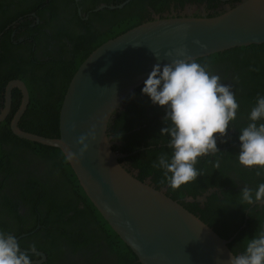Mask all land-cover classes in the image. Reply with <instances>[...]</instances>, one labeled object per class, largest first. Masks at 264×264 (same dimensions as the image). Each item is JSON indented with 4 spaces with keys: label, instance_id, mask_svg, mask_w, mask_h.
<instances>
[{
    "label": "trees",
    "instance_id": "obj_1",
    "mask_svg": "<svg viewBox=\"0 0 264 264\" xmlns=\"http://www.w3.org/2000/svg\"><path fill=\"white\" fill-rule=\"evenodd\" d=\"M123 1L19 0L14 2V0H0V108L3 106V92L6 83L11 79H21L29 93L27 108L19 122L23 130L46 137L58 136L59 108L70 78L86 56L107 39L144 21L154 19L153 13L159 14L160 17H168L163 16L162 13L170 11L171 7L177 10L186 3L206 2L207 16H213L218 14L215 8L222 3L219 0H129L121 8L104 7L94 10L100 3L116 5ZM239 1L231 0L226 3L234 4ZM58 6H60L59 9ZM78 6L81 8V14L76 11ZM8 7L11 8L8 9ZM68 7L73 10L72 18L65 19L64 22L59 11ZM32 9H38L37 16L41 20L37 28H46L50 31L47 33L46 29L39 30L34 36L35 45L43 50V55L37 54V50L32 49V42L26 39L19 42L21 30L16 32L14 37H10L15 24L24 27L33 23V20L27 17ZM45 13H47L46 16ZM194 15L199 16V12H195ZM7 26L9 28L5 29ZM31 30L32 27L29 28V31ZM39 33L49 40L59 42L58 49L49 50L48 42L45 44L40 42ZM62 39H66L70 45ZM13 40L18 43L14 44ZM15 46L16 51L13 50ZM18 48L23 49V52L19 53ZM195 60L206 65L207 71L211 74L218 75L222 83L230 85L232 91L237 87L242 89L241 95H237L238 113L249 121L248 114L256 103V97L264 95V43L236 47ZM229 69L235 71L232 83H228L226 79ZM232 85L236 86L232 87ZM142 86L130 93L124 107L114 112L107 125L108 135L111 134L110 142L116 139L123 141L120 147L113 144L112 150L126 154L119 161L129 171H137V177L140 180L144 181L150 177L153 187L159 190L165 187L167 195L177 199L194 215L199 216L221 237L227 239L236 232L228 247L233 254L242 252L247 240L264 230V205L259 207V204H255L247 211L249 204L243 200L242 189L247 187L254 193L257 186L264 183V174L259 176L256 174L258 166L248 168L239 163L236 150L239 151L240 145H232L233 142L239 141L238 133L233 138L230 136L219 138V142L224 140L226 141L224 143L231 147L222 148L215 155L198 157L195 168L200 175L178 189H172L164 171L156 166L160 155L171 156V149L168 147L169 138L159 134L161 127L164 126L162 123L164 109L152 105L148 97L141 94ZM255 92L258 94L250 98L251 93ZM20 97V91L14 88L11 112L3 121H0V168L3 170L1 165L5 164V160H8L9 166L13 164L9 157L16 151L18 157L16 161H24L25 157L36 153L49 157L58 156L64 173L74 183L72 187L75 193L85 200L88 207L86 221L93 220V223L100 227V232L97 231L92 239L88 236L84 239L86 241H88L86 238L93 241L104 240L110 250L111 264H140L134 253L111 229L87 198L60 149L22 139L12 133L9 121L11 114L18 107ZM239 120L235 119L230 124L240 129L243 124L241 125ZM235 130L238 131L237 128ZM229 151L233 154L231 155ZM10 173L12 172L8 169L7 174ZM60 181L65 185L63 180ZM22 183L24 184H17L22 196L30 201H40V203L44 200L43 210L38 209L40 215L33 220L41 221L44 226H48L55 221V216L64 214L69 209L71 199L68 197L63 200L58 199L52 192L45 190L48 186L38 178L30 177ZM4 184L7 186L13 183L5 182ZM215 185L220 189L209 193L203 203L196 200L209 187L212 188ZM0 197L4 199L3 204L0 200L3 210L0 211V231L17 236L28 230L29 228H23L24 222L20 225H13L12 218H19V214L11 206L12 201L9 194L4 191ZM186 197H192L194 200L185 201ZM245 213L246 221H244ZM68 218L69 216L66 218L69 222ZM22 220L21 218L20 221ZM244 222L245 225H243ZM19 243L22 247L26 246L21 241ZM41 243L36 245L45 246L49 258L52 259V250L48 251L46 248L49 242L44 241L45 245ZM91 263H96V260H92Z\"/></svg>",
    "mask_w": 264,
    "mask_h": 264
},
{
    "label": "water",
    "instance_id": "obj_2",
    "mask_svg": "<svg viewBox=\"0 0 264 264\" xmlns=\"http://www.w3.org/2000/svg\"><path fill=\"white\" fill-rule=\"evenodd\" d=\"M219 1L224 7L213 16H157L93 49L66 87L58 113V136L20 128L18 122L29 102L27 87L16 78L4 88L0 121L10 111L12 90L18 88L23 97L10 121L12 133L60 149L87 198L140 264H230L233 255L228 245L236 234L221 237L163 189L140 180L119 161L124 155L112 150L107 131L114 112L143 85L154 64L264 43V0ZM127 2L103 3L94 10L121 8ZM193 9L188 4L184 10ZM180 51L184 55H178ZM89 133L95 139L90 136L88 150L81 153L77 140Z\"/></svg>",
    "mask_w": 264,
    "mask_h": 264
},
{
    "label": "clouds",
    "instance_id": "obj_3",
    "mask_svg": "<svg viewBox=\"0 0 264 264\" xmlns=\"http://www.w3.org/2000/svg\"><path fill=\"white\" fill-rule=\"evenodd\" d=\"M194 43L199 44V41ZM141 94L147 96L152 105L164 109V126L159 134L169 138L171 156L160 155L156 166L164 171L169 186L178 189L200 175L195 168L198 157L219 152L217 139L227 135L230 122L236 119L239 103L230 85L222 83L218 75L211 74L206 65L191 57L154 64L143 82ZM248 120L238 136V161L248 168L258 166L256 174L259 176L264 174V95L256 97ZM90 136L95 139L92 133L78 138L81 153L88 150ZM242 197L249 205L264 202V183H260L254 193L244 187ZM33 256H40L36 245L22 251L16 236L0 231V264H34ZM230 264H264V230L249 238L242 252L231 255Z\"/></svg>",
    "mask_w": 264,
    "mask_h": 264
},
{
    "label": "flooded vegetation",
    "instance_id": "obj_4",
    "mask_svg": "<svg viewBox=\"0 0 264 264\" xmlns=\"http://www.w3.org/2000/svg\"><path fill=\"white\" fill-rule=\"evenodd\" d=\"M19 0H14V2H17ZM63 1V0H62ZM77 2H82L83 0H76ZM125 1V0H124ZM103 4V3H100ZM99 4V5H100ZM105 4V3H104ZM227 4V3H226ZM98 5V6H99ZM108 5V4H106ZM111 5V4H109ZM188 5L186 3L182 8H179L177 10L173 9L171 7L170 11H166L162 13L163 16H191L194 15L195 12H199V15L201 14H208L206 11V2L197 3V4H189L193 5L195 9L191 10L190 12H187L185 9V6ZM15 7V5H13ZM60 6H58L59 9ZM221 7H224L223 2L220 3L215 10L218 11V9H221ZM11 7H8L10 9ZM79 14H81V8L80 6L77 7L76 10ZM64 19L68 20L71 19V12H73L72 9L69 7L67 9H61L59 11ZM38 9L30 10L28 12V19L33 20V23L30 25L20 27L17 24H15L12 28V32L10 34V37H14L16 35V32H20L19 42H23L24 39L27 41L32 42L33 48L37 50V54L43 55V50L38 49L37 45H35L34 42V36L38 34L39 30H45L46 28H37V24L41 23L40 18L37 16ZM47 13H45L46 16ZM160 16L159 14H152V17ZM86 18V16H85ZM15 23V22H13ZM32 27V30L29 31V28ZM9 28L7 26L5 29ZM36 28V29H35ZM29 31V32H28ZM47 33H50L49 29H46ZM28 33V34H27ZM1 35V33H0ZM46 36L42 33H39V38H41L40 42L42 44H45L48 42V49H58L57 44L59 42L55 40H49L48 38H45ZM62 41H65L68 45L69 42L66 39H62ZM14 44H17L18 42L13 40ZM14 51H16V46L13 48ZM19 53L23 52V49L18 48ZM229 72L227 73V82L232 83L233 82V74L235 73L234 70L229 69ZM16 79V78H15ZM19 79V78H18ZM236 86V85H232ZM5 88V87H4ZM18 89V88H17ZM19 90V89H18ZM241 88L237 87L233 92L235 93L236 100L238 99L237 95H241ZM20 91V90H19ZM13 92V90H12ZM258 93H251L250 98H253ZM21 97L19 98V101L21 102V98L23 97L20 91ZM19 102V104H20ZM239 103V101L237 100ZM4 103V92H3V102ZM18 104V106H19ZM18 108V107H17ZM2 107L0 108V110ZM12 109V100H11V108L8 113L10 114ZM17 110V109H16ZM15 110V111H16ZM15 111L11 114V119L14 116ZM7 115V116H8ZM10 119V121H11ZM21 119V118H20ZM240 119L239 122L242 125V127L239 129V127H235L233 125H229L230 128L227 130V136H230V138H233L236 134H238L243 128L247 126L249 121L246 120V118L239 115L237 112L236 120ZM9 121V126H10ZM20 122V120H19ZM18 122V125H19ZM20 127V126H19ZM21 128V127H20ZM235 128L238 129V131L235 130ZM23 129V128H22ZM217 137H219V134H214ZM111 139V134L109 135ZM113 144H116L117 146H121L123 144V141L121 140H112L111 146ZM239 141L233 142L232 145H238ZM5 145V143H3ZM217 147L218 149L222 148H230L231 146L229 144L222 143L221 140L219 142V138L217 139ZM240 149V147H239ZM30 152V151H29ZM232 155L233 153L229 151ZM32 154V152H30ZM125 157V153H121ZM236 153H239L238 150H236ZM11 158L12 165H8V160H5V164L1 165L3 167L0 168V194L6 193L9 194L11 202V206L14 207V209L18 212L19 218L15 219L12 218L13 225H20L21 222H24L23 228H29L28 230L19 233L16 238H18V242L25 243V247L21 246V250H27L29 245H36L39 242H42L41 244H44V241L49 242L48 246L46 247L49 250H52V259L49 258L48 252L44 247H39L36 245L37 251L44 253L45 257L42 258L40 255L39 257H33L34 264H92V260H96V263L94 264H111V257H110V250L107 247L104 240H89L88 238L92 239L94 234H97V231L100 232V227L98 224L93 223V220H87L86 221V211L88 207L85 204V200L82 196L77 195L75 193V190L73 189L72 185H74L72 179L68 177L67 174L64 173L62 166L60 164V158L57 157H49L45 156L43 154H32L30 156L25 157L24 161H16L17 160V151L9 157ZM16 162V163H15ZM10 169L12 173L7 174V170ZM137 174V171H134ZM30 174V175H29ZM34 177L35 179L38 178L42 183L48 186V189H45L46 191H50L55 195L58 199L62 198V200L65 197H68L71 199L69 203V209L64 214H59V216H55V221L53 223L48 224V226H44L41 221L37 222L36 219L40 215V210H43V201L40 203V201H30L24 196H22V193H19L18 191V183H22L23 181H26L27 178ZM60 180H63L65 185L61 183ZM71 180V181H70ZM146 180L152 181L149 178ZM22 181V182H21ZM13 183L12 185H5L4 183ZM243 182V180H242ZM151 184V183H150ZM152 185V184H151ZM164 191L166 190L165 187L161 188ZM220 187L215 185L212 188H208L207 191L203 192L201 196L208 195L209 193L219 190ZM205 195V196H206ZM197 197L196 200L200 203H203L206 200V197L204 199H201L200 197ZM186 197L185 201L187 200ZM200 198V199H199ZM1 203L4 201L2 197H0ZM194 200V199H193ZM3 204V203H2ZM255 204H259V207H262L264 205V202H256L251 205H249L247 211L250 208H253ZM0 211L2 212V208L0 205ZM60 213V212H59ZM244 221L247 219L246 213L244 214ZM70 221H67V217ZM23 219L20 221V219ZM18 221V222H17ZM35 221V222H34ZM245 225V222L243 223ZM64 226V227H63ZM15 229H17L15 227ZM96 230V231H95ZM236 234L233 233L232 235ZM231 235V236H232ZM45 236V240H43ZM85 236H88L86 238L88 241L84 239ZM235 235L233 236V238ZM51 239H54V241H50ZM73 240V241H71ZM105 243V244H104ZM32 255L31 253H29ZM37 261H40L39 263ZM101 262V263H100Z\"/></svg>",
    "mask_w": 264,
    "mask_h": 264
}]
</instances>
